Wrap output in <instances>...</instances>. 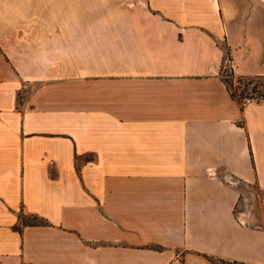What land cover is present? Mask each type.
Wrapping results in <instances>:
<instances>
[{
	"label": "crops",
	"instance_id": "1",
	"mask_svg": "<svg viewBox=\"0 0 264 264\" xmlns=\"http://www.w3.org/2000/svg\"><path fill=\"white\" fill-rule=\"evenodd\" d=\"M227 58L264 74V0H0V264H264Z\"/></svg>",
	"mask_w": 264,
	"mask_h": 264
},
{
	"label": "rangeland",
	"instance_id": "2",
	"mask_svg": "<svg viewBox=\"0 0 264 264\" xmlns=\"http://www.w3.org/2000/svg\"><path fill=\"white\" fill-rule=\"evenodd\" d=\"M227 67L225 68L228 73L229 79L232 80L237 96L242 100L248 99L246 95L263 96L259 94V91L264 93V78L257 81L253 80L248 82L245 78L239 80V75H235L230 69L229 58L225 61ZM256 84V91H253V87ZM240 190V198L236 205V214L240 216L245 222L264 227V188L260 187L256 182H246L239 179L234 180ZM30 220H38L37 217H29Z\"/></svg>",
	"mask_w": 264,
	"mask_h": 264
},
{
	"label": "trees",
	"instance_id": "3",
	"mask_svg": "<svg viewBox=\"0 0 264 264\" xmlns=\"http://www.w3.org/2000/svg\"><path fill=\"white\" fill-rule=\"evenodd\" d=\"M230 60V59H229ZM245 78L246 80H248V82H252L253 80L257 81L259 79H262L264 78V74H254V75H251V74H246V75H239V80ZM225 81H226V84L232 94V96L241 104V106L243 107L245 102L248 100V99H256V100H264V93H262L261 91H259V94L260 95H263V96H253V95H246V97H248V99H245V100H242L241 97L237 96L236 94V90L238 87L234 88V85H233V82L231 79H229V77H224ZM256 84L254 85L253 87V91H256ZM221 264H231V262H228V261H225V260H220L219 261Z\"/></svg>",
	"mask_w": 264,
	"mask_h": 264
},
{
	"label": "built area",
	"instance_id": "4",
	"mask_svg": "<svg viewBox=\"0 0 264 264\" xmlns=\"http://www.w3.org/2000/svg\"><path fill=\"white\" fill-rule=\"evenodd\" d=\"M228 76V73H226V76L225 77H227Z\"/></svg>",
	"mask_w": 264,
	"mask_h": 264
}]
</instances>
